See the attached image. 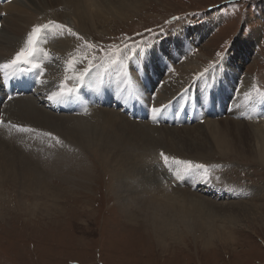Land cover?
I'll return each instance as SVG.
<instances>
[{
  "label": "rangeland",
  "instance_id": "1",
  "mask_svg": "<svg viewBox=\"0 0 264 264\" xmlns=\"http://www.w3.org/2000/svg\"><path fill=\"white\" fill-rule=\"evenodd\" d=\"M19 1L21 0H13L11 3L8 2L10 3L8 5L14 4L16 6L17 4L18 8L22 10L25 7L21 8L22 6L18 4ZM113 1H116V6H118L116 11L119 10V12L114 10V4L107 5L108 0H101V2L88 0L89 7L93 11H97L100 18L95 20L96 23L94 22V24L88 22L89 26L82 29L76 25L75 16L71 15L66 6L68 16L64 20L65 22L59 23L72 28L74 32L96 45L97 48L88 49L84 45V41L71 36L73 39L71 43H74L71 52L72 54L79 53L76 60L78 63L73 69H69L68 66L64 67L63 79L61 78L54 83V90H50L49 84L43 82L45 76H49L50 73H46L47 75L43 77L44 69L42 68V74L40 69L37 89L41 93L44 92V98H47L53 91H58V85L64 81L65 76L70 77L66 81L69 87L77 84L76 77L79 71L87 65L86 60L81 62L85 54L88 55L89 59L95 57L92 62L94 65L100 66L99 70L108 69L110 65H115L111 63L116 59L113 56L115 49H123L125 44L131 46L133 40L137 42L140 48L152 45L153 47L148 49L150 52L154 50L157 56L165 57H162L163 66L162 64L159 66L160 73L156 82L158 80L161 82L158 86V92L161 91L160 89L165 80H169L171 76L169 72L179 74L180 70L183 71L182 67L178 66V60L182 56L188 54L189 57H187L190 62L197 61L200 64L196 68L198 72H203L205 69L210 68V62L218 60L216 52L223 51L225 47L228 48L227 56H231L232 59L228 63L225 61L226 65L218 62L219 66L222 64L223 71L229 70L236 77H248V80L252 78L249 84L252 83V87H258L259 91H264V0ZM15 6L14 9H18ZM64 8L62 6L49 7L46 9L48 12L42 14L49 15L50 12L63 15L65 13ZM9 10L0 8L1 28L3 27L4 18L10 16ZM28 12L29 16L30 10ZM42 14L36 15V12H33L32 24L34 21L39 22L43 17ZM172 17H180L181 19L172 20ZM166 21L168 23H165ZM210 21H212V26L206 30V24L204 23H210ZM53 28L50 29L53 30ZM146 29H151L152 32H146ZM55 31L61 34L58 29H55ZM180 32H184L181 37L189 49L178 55L179 59L174 61L176 67L173 71L170 62L168 68L164 64L167 62L166 59L170 60L165 53L166 47L172 48L174 43L171 45L170 42H167L166 45L162 43L171 36L175 37L174 35ZM137 33H141L142 36H137ZM254 33H257L258 37L254 38V41L250 44L247 40ZM4 34L6 33L4 32ZM64 34H67V32L65 31ZM129 37L132 39L129 40ZM13 38L11 45L15 46L19 37ZM41 38L45 40L41 43L46 47L48 54L62 51V48L57 46L58 42L52 40L51 34L44 31ZM239 40L244 42V45L237 44L236 42H239ZM210 41L212 43L209 45ZM225 42H228V45ZM158 43L159 45H157ZM22 45L23 41L20 47ZM207 45L209 46L207 47ZM248 45L250 48H248ZM99 48H104L106 51L101 52L98 50ZM247 49H249L248 58L243 52ZM0 53V63L13 58V56L8 58L5 47H0ZM128 54L131 55L132 53L129 52ZM41 56L43 58H39L38 61H42L43 66L45 64L50 65L52 60H47L48 58L44 54ZM132 58H136V56L132 55ZM120 59L123 60V55ZM126 69L129 72L132 71L129 61L126 63ZM138 69H140L139 66ZM144 69H146V74L152 75L151 68L149 69L147 66ZM210 71L201 80L197 79L192 84L191 82L186 84L176 94L180 95V98L184 94L186 98V93L197 92V86L200 84L202 88L199 86V89L201 88L202 90H200L204 91L203 87L208 83H212L208 75L211 73ZM163 77L165 80H162ZM3 80L4 77L0 73V81L3 82ZM104 81L110 85L109 81ZM233 83H230L228 89V95L231 94L229 97L230 104L226 103L225 107L226 109L230 107V109L226 113L224 109L219 113L214 111L213 115L205 117L206 114H204L203 118H198L194 122L185 120L170 122L167 120L171 117L169 113L164 117H160V115L158 119H153V116L145 119L150 121L148 123L153 127H160L162 124L175 126L183 137L187 135L186 132L192 131L191 129L188 131L184 128L185 126L195 127L199 123L202 127L204 125L207 131L208 124L216 128L217 132L213 135L210 134L208 137L211 141L210 147L212 150L208 148L209 151L207 150L206 153L210 154L204 158L196 157L199 161L195 160L197 164L207 166L208 180L205 181L199 174L190 175L192 181L189 188L197 194L207 195L205 198L212 201L210 205L205 204L206 207L203 209V215L201 216V218L204 216L202 221L205 224L198 229H190V227L178 223L173 216L176 213L173 211L174 209H169L170 207L165 209L160 206V203L170 201L172 198L174 200H176V197L181 199L178 192H181L185 185L182 179H177L174 176V173L177 169L183 171L184 165L180 169L178 166L170 164L169 160L170 171L169 167L165 166L163 159H160L161 165L158 168L160 172L152 170L156 174L151 177L152 180H141L139 178L141 177V174H139L140 168L134 171V166H132L133 169L131 166L128 167L131 170L129 175L132 174L130 176L125 174L122 178L120 177L122 175L119 176V173L115 170L117 165L115 151L109 148L105 151L100 148V144L98 143L99 146L96 144V139H87L89 145L86 146L81 143L70 142L62 134L52 130L51 133L54 134V139H51L52 147H47V149H43V152H40V150L35 151L31 146L33 149L24 152L23 148L28 144L26 145L25 142L20 141L19 136L20 142L18 141L17 145L22 150H17L15 144H9L10 141L5 138H3V141L0 137L5 149L10 148L9 150L15 153L21 151V154L32 158L38 163L39 169L44 173L43 182L48 184L46 186L49 189H42L41 192L33 187L21 184L22 181H26V176L23 175L21 169L15 163L14 165L11 162L10 165L3 164L0 166V264H264V162L257 157L261 138H257L255 132V128L264 129V121H262L264 116L259 117L261 121L253 123L254 125L257 124L256 126H252L249 120L255 114L250 112L251 116H249L248 111L234 113L233 110L237 107L234 103H231L235 99L233 97L235 90L232 86ZM0 84V101L2 103L3 99L6 100V95H2V83ZM102 86L107 87L106 83H102ZM154 86L151 87V93L156 90L155 88L152 91ZM79 88L84 90L82 85ZM132 92L133 90L129 92V96H132ZM207 92L204 93L206 100H208ZM217 92H219V89H217ZM152 94H155V92ZM176 94L170 98L173 99ZM77 95L78 92L70 98V102H73ZM24 96L20 97L23 98ZM35 97L37 99L35 98L36 101L32 100V103L35 105L37 102V108L52 111L54 114L60 115L59 117L62 119H65V116H70V114L77 115L82 119V122L81 120L80 122L83 124L86 122L87 125H90V122L91 124L94 123L92 120L94 116L90 114L91 111L96 107H100L90 96L89 90L86 93L88 106L83 104L84 108L75 112L73 110L67 111L65 114L64 112L55 111L53 108L54 101H42L38 96L35 95ZM170 98L165 99L166 101L163 103L170 101ZM15 100L6 101L5 103L10 107L15 104ZM211 101L212 99L208 100V102ZM189 102V106L192 108L193 99ZM262 103L264 104V99ZM33 104L30 103V106ZM254 104L255 102L252 107ZM152 106L160 107V104H152ZM256 106L255 104V113ZM103 107L114 108L116 111H120L122 115L127 116L118 102L114 100ZM12 109L15 111L14 106ZM0 112L3 117L4 114H8L4 107H1ZM95 118L100 120V118ZM126 118L130 119L129 116ZM130 120L134 122L135 118L131 117ZM145 120L142 119L141 121ZM201 120L202 122H198ZM136 121L142 123L140 120ZM157 123L159 125H153ZM183 124L192 125L181 127L180 125ZM70 126L73 128V125ZM70 126L67 129H72ZM0 127L8 130L11 125L5 121ZM33 130L31 129V131ZM33 132L36 133V131ZM153 135L157 137L158 134L154 133ZM16 137L14 138L16 139ZM202 138L200 136L201 140ZM1 141L0 152L3 147ZM203 141L207 142L205 139ZM117 144L121 145L120 143ZM108 145L111 146L110 143ZM131 145H126V149H123L127 153H132V156L135 157L134 160L136 159V162H138L137 160L141 157L139 155L140 149ZM158 147L155 149V153L159 151V153L163 152L167 156L172 155L167 152L166 148ZM51 148L53 151L50 150ZM57 149L61 150L60 156L57 155L58 152L54 151ZM2 156L3 153L0 154L1 160H3ZM174 156L180 160V156ZM1 160L0 163H2ZM181 160L190 161L182 157ZM156 164H153V166L155 167ZM5 170L9 172L7 173ZM133 178L136 180L134 181ZM146 183L153 184L151 188H160L156 194L160 198L169 200L152 199L153 196L149 193L151 188L147 192L141 186V184L145 186ZM134 184L138 186L142 193L140 195H137L139 194L137 193V196L132 193L134 196L130 197L129 190L131 185ZM209 188H212V190H208ZM139 189L137 190L140 192ZM236 202L239 204H234ZM178 206L179 204L176 202V207Z\"/></svg>",
  "mask_w": 264,
  "mask_h": 264
},
{
  "label": "bare ground",
  "instance_id": "2",
  "mask_svg": "<svg viewBox=\"0 0 264 264\" xmlns=\"http://www.w3.org/2000/svg\"><path fill=\"white\" fill-rule=\"evenodd\" d=\"M98 1L101 2V0H98ZM22 2H24V3H22ZM115 2L116 1H113V0L109 1L108 0L107 5L114 4L113 8L116 11V7H118V6H116L117 4ZM128 2H130V1L128 0ZM10 3L0 4V8L8 9V10L11 8L8 11L10 13V16L4 18V23L2 24V26H3L2 28H1V23H0V28H1V30H0V47H2V48L5 47L6 55H8V58L10 56L14 57L16 52H18L20 50V48H21L20 46L22 44V41H23L22 47L25 45V41H26L27 34H28L27 32H30L32 29V26H30V27H28V26L34 25L36 23V21H34V23L32 24V21H31V19L33 18V12H36V15L42 14L43 12H48V11H46V9L49 7L53 8V7H61L62 6L63 8L65 7L64 8L65 13H63V15H60L59 13H50V12H49V15L42 14V16H43L42 19H40L39 22H37L36 24H46L45 20H47L48 22L50 20H53L56 22H65L64 20L68 16V12L66 10V6H67V8L70 10L71 15L75 16L76 25L80 29H82L85 26L86 27L89 26L88 22L89 23L93 22V24H94L95 20H98V18H100V14H98L97 11H93L89 7L88 0H21L18 2V4H20L22 6L21 8L25 7L22 9L23 11L20 8H18L19 6H17V4H16V6L19 10L16 8L14 9L15 5L14 4L8 5ZM96 4H97V2H96ZM97 5H99V4H97ZM27 10L28 11L30 10L29 16H28L29 12ZM116 12H119V10ZM25 14H26V16H25ZM0 18H2L1 15H0ZM211 22L212 21H210V23L209 22L204 23V24H206L205 25L206 30L210 29V27L212 26ZM45 31L47 33L51 34L52 40H56L58 42L57 46H60L62 48L61 49L62 51L60 53H57V52L49 53L48 54L49 58L47 60H49V61L52 60V62H50V65H47V64L44 65L43 77H44V75H47L48 73H50V75L49 76L47 75V77L45 76V78H44L45 80L43 79V82H47V84H49L50 90H54L55 89L54 83L59 81L61 78L63 79L62 72H63L64 67L68 66L67 61L69 59H71L72 57H75V59L77 60V56L79 55V53H73L72 54V52H71L72 48L74 46V43H71L73 40L71 38L72 35L64 34V33L58 34L55 31V28H53V30L48 29ZM4 32L7 35L4 34ZM183 33L184 32H180L179 34H175L174 35L175 37L171 36V38H168V40H165L162 43L165 45L167 44V42H170V45L174 43V46L172 48L166 47L167 49L165 52L167 54V58L170 59V60L166 59L167 62L165 64V67L168 68L169 65H167V64L170 62L172 65L171 69L173 68V71H174V67H176V65H174V61L176 59L177 60L179 59L178 55H180V53H182V52H185V50L189 49L187 44H184L185 43V42H183L184 39L181 37V36H183ZM12 37H14L13 39L19 37L15 46L11 45L12 44ZM256 37H258L257 33L252 34V36L249 37L247 42L249 41L251 44V42L254 41V38H256ZM41 41L45 42V40L40 37L38 39V43L36 46L41 48V49H44L46 51V47L43 46V43H41ZM211 43H212V41H210V43H208V44L210 45ZM236 43L244 45V42H240V40H239V42H236ZM157 45H159V43ZM209 45H207V47ZM248 48H250L249 45H248ZM151 52H152V54H151ZM151 52H150V50H148L146 54L144 53L145 55L142 53V55H140L138 57L136 56V58H132V54L131 55L128 54L129 59L123 60L122 66L117 63V65L115 64L116 67H115V65H110V67L108 69H101V70H99L100 66H96L91 70L89 75L85 77V79L82 83V86L88 87L89 90H91L92 93L90 92V94L92 95L93 100H95V101L97 100L96 90L98 91L99 88H101V93H104L105 91L111 93V95L109 96V99H112V97H113L112 94L114 92L121 91L122 95H125L128 97L127 100L124 99L122 102V105H125V108L132 107L133 103H135L136 99H142L143 101L146 102L147 105L151 101L154 104H156V103L165 104V103H163L166 101L165 99L168 100L171 96H174V94H176L178 91L183 89L184 86H186V84H188L190 82L192 84L197 80V79H195V80L193 79L195 73L202 72V71L198 72V70L196 69L197 66H199L200 64H198L197 61L196 62L192 61V59H191L192 62H190V60L188 58L189 55L187 54V56H188L187 57L185 54L184 56H182L178 60V66L180 65L182 67L181 69L183 71L181 72V70H180L179 74L176 72L175 73L169 72V73H171L170 74L171 76L169 75L170 76L169 80H165L164 77L162 78V80H165V82L163 83V86L160 89L161 91L158 92L157 91L158 88H157V86H155L154 89L157 88L155 90V94L153 96H150V93L148 92L147 88L150 87L149 84L154 86L153 84L156 83L158 75L160 73L159 66L161 64H163L162 57H164L162 55H160L162 57L157 56L156 53L154 52V50H152ZM243 52L246 55V58H248L249 49H247V51L243 50ZM0 55H1V53H0ZM41 55H43V52L36 53L34 56V59L38 61L39 58H43ZM231 59H232L231 56L230 57L227 56L225 58V60H223L222 63H224V65H226L225 61H227V63H228V62H231ZM138 60L141 61L144 65L147 64L149 69L151 68L152 75L147 73L146 78H145L144 76H142V75L138 76L135 73L133 66L136 63V61H138ZM126 61L127 62L129 61L130 68L132 69V71L130 72L129 75H128L127 69H126V63H127ZM77 63H78V61H77ZM97 70H99V71H97ZM210 70H211L210 71L211 73L208 75H209V79L212 80L211 86L203 87V90L204 91H206V90L212 91V95H214V97L212 96L211 102H208V100H206L205 96L203 98H197L196 99V95H195V97L194 96L191 97L190 95H187V94H189V92L186 93V97L188 96L187 98H190V99L192 98L194 105L198 107L199 112L201 114L200 118H202L203 113L207 114V111L211 106H212V114H213V110H215L216 113H219L221 110L224 109V111L226 113V111L228 109H230V107L228 109H226L225 105H226V103H229V97L231 96V94L228 95L229 85L231 82H234L232 86H234V89H235L233 92V97L235 99L231 103H234V105L237 107V109H235L236 111L235 110H233V111H234V113H240V112L242 113V112L248 111L249 116H251L250 112H252V114H255V115L251 116V120H249V122L252 123L251 124L252 126H256L257 124L254 125L253 123L259 122L261 116H264V112L262 111V109L264 110V107H263L264 104L262 103L264 97H261L258 94V92H257L258 87L254 88L251 86L252 83L249 84L251 82L252 78L250 80H248V77H245V78L236 77V75H234L233 72L231 73V71H229V70L223 71L222 64L219 66V68L216 67V68L210 69ZM2 75H3V73H2ZM140 76H142V77H140ZM99 79H100V81H103V83H106V85H107L106 88H104L102 86V84L97 86V81H99ZM145 79H147L148 81L145 82ZM104 80L109 81L110 85L108 84V82H106ZM126 80H130L131 82L133 81L132 82V84H133L132 88H129L128 84L124 83V81H126ZM200 80H201V78H200ZM200 80H199V82H200ZM199 86L202 88L201 84ZM199 86H197L198 91H201L202 89L200 88L201 89L200 90ZM222 86H224V87L221 89ZM0 87H1V84H0ZM216 88L219 89V92H217ZM154 89H152V91H154ZM132 90H133V92L131 93L132 96H129V92ZM3 91H4V88H3ZM157 92H158V94H157ZM40 93H41V91H39V89H38V90L34 91L33 93H30L29 95L24 96V97H28V98H24V97L22 98L20 96L15 97L14 98V99H16L15 104H13L15 111H13L12 105H11L12 107L11 106L8 107L7 104L5 102H3L4 100H2V103H0L1 104L0 111H1V107H4L8 114H4V117L1 114L0 117H3L4 120L6 121V123L11 125V127H9L10 129H8V130H5L6 128L3 129V127H0V132H1L0 137L2 138V140H3V138H5L8 141H10L9 144H11V143L15 144V147L17 150H22L17 145V142L20 139V141L25 142L26 145L28 144L26 147H24V145L21 144L24 147L23 148L24 152L26 150H31L33 148L35 149V151L40 150V152H43V149L45 150V149H47V147H50V146L52 147V145H53L51 143V139H54V134L51 133L52 130H53V132L56 131V133L58 132V134L59 133L62 134L65 137V139L70 140V142L81 143L82 145H86V146L89 145L88 141H86L87 139H89V138L90 139H96L97 140L96 144L98 145V143H99L100 148L104 149L105 151L108 150V148L115 151V154H116L115 161L117 163L115 170L117 171V173H119L118 174L119 176L122 175V176H120L122 178H124L125 174L130 176L132 173L129 175L131 170H129L128 167L134 166L135 169H133L134 167H132V169L134 171H136L137 169L139 170V168H140L139 174H141V177H139V178H141V180L142 179L143 180H150V179L152 180L151 177L156 175L155 173L152 172V170H155V171L158 170L159 171L158 168L161 165L160 159H163L162 156L160 155L161 153H159V151H157L156 153L154 152L155 149L159 148L158 146L166 148L167 152L172 154L171 156H174V155L180 156V160H181V157L183 159L187 158V160L189 159L190 161L193 159L192 160L193 164H197L196 162L199 161V159H197L196 157L204 158V157L208 156V154H210V153H206L208 148L212 150V148L210 147L211 141H210V139H208V137L210 136V134L213 135L217 132L216 128L210 124H208V126H209L208 131L206 128H204V125L202 127V125H200L199 123L195 127L185 126V125H192L193 123L192 124H183L180 126L181 127L185 126L184 128H186L188 131L190 129L192 130L189 133L186 132L187 133L186 136L183 134L185 136V137H183L181 134H179V130L177 128H175V126H170V124L169 125H166V124L163 125L162 124L160 127H158V126L153 127L150 125V123H148V122H150L148 120H145V121L140 120L142 123H137L138 121H136L137 119H135V121L132 122L130 120L131 119L130 113H128V112L126 113L127 116L130 117V119H127L126 118L127 116L122 115L120 113V111H116V109H114V108H109V109L105 108V107H103V104H102V107L100 105V107L94 108L91 111L92 113H90L94 116V119L92 118V120L94 121V123H93V121H92V123L94 125L91 124V122H90V125H87L86 122L84 124L81 123L82 119H80L81 117H79L77 115L73 116L72 114H70V116H65L66 118L62 119L59 117L60 115L54 114L52 111L46 110L44 108L43 109L39 108V107L37 108V106H36L37 102L35 103V101H36L35 95L38 96L42 101L44 100V101L52 102V100H49L48 97L44 98L45 97L44 92H42L41 94ZM195 93L196 92H194V93L190 92V94H192V95H194ZM219 93H220V95H218ZM244 93H250L252 99L246 101L245 97H244ZM161 94H162V96H161ZM157 95H158V97H157ZM79 97L85 98V96L83 97V95H81ZM152 97H155V99H152ZM17 98H19V99H17ZM183 98H185L184 94H183L182 99ZM32 100H35L34 101L35 105L32 103ZM119 100L120 99H118V101ZM254 102L257 105L256 106V113L254 112L255 104L252 107V104ZM30 103L33 105L30 106ZM54 105H57L58 107H60V108L55 110L57 112H63L64 108L65 109L72 108V107H70L71 104L67 103V100L65 102L57 103ZM171 105L172 104H169V106H171ZM174 105L175 104L173 103V108H175ZM180 108H182V106ZM192 108L190 107V109H192ZM188 109H189V107H187L186 110H188ZM181 110L182 109H179V110L177 109V113L179 114V112ZM73 112H75V111H73ZM64 114H65V112H64ZM231 114H232V112H231ZM95 117L100 118V120H97ZM205 117H207V115H205ZM166 119H167V117H166ZM4 120H3V122H5ZM80 120H81V122H80ZM262 121H264V120H262ZM192 122H194V120H192ZM198 122H202V120L198 121ZM104 123H106L107 125H105ZM70 125H73V128ZM153 125H159V124L157 123V124H153ZM18 126L27 127L29 129H32V130L34 129L33 131H36V133H34L33 131H27V132L21 131ZM69 126L72 129H70V128L67 129ZM37 131L40 133H38ZM30 132H31V134H30ZM255 132H256V137L261 138L260 139L261 144H260V147L258 150L259 152H258L257 157L262 159V162H264V129L263 128L262 129L261 128H255ZM49 133L51 135H49ZM154 133L158 134L157 137L155 135H153ZM195 133H199V134H195ZM18 136L20 137L19 139H18ZM200 136L203 137L202 140L200 139ZM14 137H16V139ZM203 139L207 140V142L203 141ZM56 140H57V138H56ZM109 143L111 144V146L108 145ZM117 143H120L121 145H118ZM1 144L3 147H2L0 154L3 153V156H2L3 160L0 159L2 162V163H0V166H2L3 164H5V165L9 164L10 165L11 162L13 163V165L15 163L17 165V167H19V169H21L23 175L26 176V181L25 180L22 181L21 184H23L25 186L28 185L30 187H33L35 190H40L41 192H42V189L49 190L46 186L48 184L43 182V178H44L43 174L44 173L39 169L38 163H36L32 158H30L24 154H21V151H18L19 153H15V152L9 150L10 148L5 149L4 143L2 141H1ZM130 144L133 145V146L131 145L132 147L137 146L140 149L139 150L140 154H139V152H138V154L141 157H140V159L138 157H136L139 159V160H137L138 162H136V159L134 160L135 157H133L134 155L132 156V153L125 152L126 145L129 146ZM31 146H33V148ZM123 148H125V149H123ZM136 148H134V149H136ZM50 150L53 151L52 148ZM54 151L58 152L57 153L58 156L61 155L60 149L59 150L57 149ZM100 151H101V149H100ZM124 152H125V154H124ZM197 152H199V153H197ZM154 153H155V155H154ZM171 156H168V157L170 158ZM174 157H176V156H174ZM171 158H173V157H171ZM171 158L169 159L170 164H172L173 166H178V168L181 169L182 165L174 164L172 162ZM195 160H197V161H195ZM60 162H61V160L58 163L60 164ZM155 163H157V164L154 167L153 164H155ZM55 164H56V162H55ZM180 171H181V178L180 179H182V181L185 185L184 189L181 190V192H178L181 199L179 197H176L175 198L176 200H174L172 198L173 200L170 199V201H164L163 203H160V206H162L165 209L169 208V207H170L169 209H171V208L174 209L173 211H175L176 213H174L173 216L178 221V223H180V224H182L188 228L190 227V229L191 228L192 229H198V228L202 227V225L205 224V222L202 221L204 219V216L201 218V216L203 215V209H205V207H206L205 204L210 205L212 201L208 198H205V196H207V195L204 196V194L203 195L197 194L194 192V190H191L189 188V184L192 181V177L190 175L183 174L182 170H180ZM18 174H19V172H18ZM134 175H135V173H134ZM123 180L125 181V179H123ZM135 180L136 179H134V181ZM19 182H20V180H19ZM161 185H159V186H161ZM141 186H143V189L147 190V192H148L149 191L148 189H150L153 186V184H147L146 183L145 186L142 184H141ZM154 186H156V185H154ZM137 189H139V188H138V186H136V184L131 185V188L129 190V196L133 197L134 195H132V193H135V196L140 195V193H142V191L139 189L140 190V192H139ZM158 189H160V188L153 187V188H151V190L149 192L150 194H152V196H153L152 199H154V200L160 198L156 194L157 192H159V191H157ZM208 190H212V188H209ZM137 193H139V194H137ZM161 196H163V195H161ZM163 199H165V198H160L159 200H163ZM165 200H169V199H165ZM176 202L179 204L178 207H176ZM234 204H239V203L236 202ZM173 234H175V233H173Z\"/></svg>",
  "mask_w": 264,
  "mask_h": 264
},
{
  "label": "snow or ice",
  "instance_id": "3",
  "mask_svg": "<svg viewBox=\"0 0 264 264\" xmlns=\"http://www.w3.org/2000/svg\"><path fill=\"white\" fill-rule=\"evenodd\" d=\"M181 19L180 17H172V20H179ZM165 23H168L166 21ZM54 27L55 29L60 30L61 34H63L65 31L67 34L75 36L78 40L84 41V45L88 49H96L97 46L92 44L91 42L85 40L83 36H80L78 33L74 32L72 28L68 27L67 25L61 24L56 21H49L46 24H36L32 27L31 31L27 34V38L25 41V45L20 48L18 52H16L15 56L7 60L3 63H0V73H3V76L5 79H7L10 75L15 77L18 74V70L21 68L23 65H30L29 67L24 69V72H31L34 69H41V74H42V61H36L34 60V56L36 53L43 52L44 56L46 58L48 57V53L39 47H37L38 39L41 37V34L50 28ZM146 32L151 33V29H146ZM161 31H163L161 29ZM137 36H142L141 33H137ZM129 40L132 38L129 37ZM143 42V41H142ZM146 43V42H143ZM226 45H228V42H225ZM152 45H146L144 48H140L135 40L132 41V45L129 46L128 44H125L123 49H115L113 52V56L116 57L112 61L114 64H120L121 66L123 65V60L129 59L128 53L131 52L133 56H140L141 53H147L148 49L152 48ZM99 51L103 52L106 51L104 48H99ZM121 55H123V60L120 59ZM228 55V48L225 47L223 51H217L216 52V57L218 58L217 61L210 62V68H215L218 66V62H223V60L227 57ZM95 57L93 56L91 59H89L88 55L85 54V56L82 57V61H87V65L82 68V70L79 71L76 80L77 84L75 86L69 87V85L66 83L70 79V77L65 76L64 81L58 85V91H53L49 96L48 99L52 100L56 103H62L65 102L66 100L70 99L73 97V95L78 91V88L82 85L84 79L86 76L89 75L91 70L96 67V65L93 64V60ZM77 64V61L75 57H72L67 61V65L69 69L75 68ZM205 69L203 72L196 73L194 74L193 79H200L203 78L207 72L210 70ZM103 81H97V86L102 84ZM124 83L128 84L129 88L133 87V84L130 80L124 81ZM123 91V90H122ZM258 94L261 97H264V91H259L257 89ZM245 100H251V94L250 93H244ZM125 100L128 99L127 96L123 97ZM8 99H12V97H8ZM152 99H155V97H152ZM171 101L168 102V104H162L160 107L152 106L151 107V113L153 114V119H158V117L163 113V111L169 106ZM2 122V121H0ZM21 131L27 132L31 131V129L23 126H18ZM49 135H51L49 133ZM58 140V138H57ZM163 158V162L166 167H169V170L171 171V167L169 165V157L165 155L163 152L160 154ZM172 162L176 165H184L183 168V174L185 175H193V174H199L205 181L208 180L209 174L207 172V166L203 164H193L192 161H184V160H178L175 157L171 158ZM174 176L177 179L181 178V172L179 169L174 173Z\"/></svg>",
  "mask_w": 264,
  "mask_h": 264
}]
</instances>
